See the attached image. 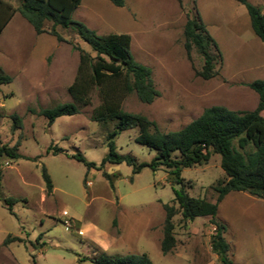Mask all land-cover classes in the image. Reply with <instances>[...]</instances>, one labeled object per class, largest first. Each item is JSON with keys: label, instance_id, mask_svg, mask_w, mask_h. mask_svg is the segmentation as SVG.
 <instances>
[{"label": "rangeland", "instance_id": "obj_1", "mask_svg": "<svg viewBox=\"0 0 264 264\" xmlns=\"http://www.w3.org/2000/svg\"><path fill=\"white\" fill-rule=\"evenodd\" d=\"M249 1L264 13L263 0ZM197 11L223 53L211 79L196 74L203 58L192 49L190 59L184 46L186 21ZM72 17L100 35H131V53L152 70L160 95L144 103L131 93L122 105L156 121L162 131L183 128L211 106L242 111L258 104L259 96L248 84L264 79V44L251 27L247 8L236 0H125L122 7L109 0H82ZM51 26L46 25L48 30ZM57 30L64 40L48 31L37 34L16 12L0 32V71L13 78L0 85V144H19L23 156L0 160V264H94L90 259L128 254H147L155 264H221L211 246L215 227L209 216L185 224L178 212L173 218L176 244L162 252L164 204L178 208L175 190L183 187L169 172L144 167L134 173L127 162L89 169L73 157L81 153L100 166L109 152L115 122L92 119L102 102L99 87L78 102L76 115L48 125L39 114L42 108L74 101L69 87L78 74L80 49L96 55L72 29ZM14 113L22 117L21 129L13 127ZM136 134V128L119 133L116 150L150 163L157 151L138 143ZM59 147L64 152L54 154ZM220 161L213 153L207 164L182 170L190 196L216 200L215 186L226 179ZM43 167L53 182L50 193ZM3 198L17 200L15 214ZM216 219L226 226L233 264H264V199L232 191L219 203ZM9 236L20 240L5 245Z\"/></svg>", "mask_w": 264, "mask_h": 264}, {"label": "trees", "instance_id": "obj_2", "mask_svg": "<svg viewBox=\"0 0 264 264\" xmlns=\"http://www.w3.org/2000/svg\"><path fill=\"white\" fill-rule=\"evenodd\" d=\"M14 6L10 0H0V32L11 21L16 12L33 26L37 34L50 32L59 41L64 40L57 27L72 29L95 52L80 49V64L75 81L70 85L72 102L59 103L55 106L42 108L39 114L44 116L48 125H52L58 117L76 115L80 112L78 102H85L91 91L97 86L100 89L101 104L94 109L92 119L99 123L115 122L114 130L109 134L107 156L100 166L88 161L83 154L73 157L91 168L100 169L106 162L119 164L127 162L134 166V173L144 167L153 171L165 170L175 181L183 183V187L175 190L174 205L164 204L166 217L164 221V237L161 250L167 254L176 244L173 218L181 212L182 221L187 224L197 217L209 216L215 230L211 238L212 249L221 264H233L228 255L229 244L224 237L226 226L216 219L219 203L232 191L247 192L252 196L264 199V79H255L249 87L254 90L259 101L253 110H232L226 106L215 105L206 108L203 113L179 130L162 131L157 122L147 116L131 113L123 108L126 95L135 93L140 101L152 103L159 95L152 70L138 62L131 53L132 37L126 33L98 34L85 23L74 20L73 12L82 0H17ZM122 7L125 0H109ZM243 4L250 15L251 27L264 44V13L263 9L249 0H236ZM51 23V29L46 25ZM184 46L191 59L192 49L203 58L201 69L196 74L204 79H211L218 74L216 65L223 62V53L216 39L212 36L199 11L189 16L184 27ZM11 75L0 71V85L11 83ZM13 127H23L22 117L11 115ZM136 128L135 140L149 148L155 149L157 155L150 163H138L136 158L121 155L116 150L114 138L124 130ZM19 144L9 146L0 144V160L6 156L18 160L23 156L18 151ZM51 148L48 149V151ZM64 152L56 148L54 154ZM213 153L221 157L220 166L226 179L215 186V201L190 196L184 189L181 172L184 168L207 164ZM114 186L112 177L104 173ZM47 191L53 190V182L46 167L42 169ZM2 169L0 165V190L2 185ZM11 214H15L13 205L15 198H3ZM19 237H7L8 245ZM94 264H155L147 254H128L117 256H101L90 259Z\"/></svg>", "mask_w": 264, "mask_h": 264}, {"label": "built area", "instance_id": "obj_3", "mask_svg": "<svg viewBox=\"0 0 264 264\" xmlns=\"http://www.w3.org/2000/svg\"><path fill=\"white\" fill-rule=\"evenodd\" d=\"M67 225H69V226H70V222H67Z\"/></svg>", "mask_w": 264, "mask_h": 264}, {"label": "crops", "instance_id": "obj_4", "mask_svg": "<svg viewBox=\"0 0 264 264\" xmlns=\"http://www.w3.org/2000/svg\"><path fill=\"white\" fill-rule=\"evenodd\" d=\"M264 1V0H263ZM263 5H264V2H263Z\"/></svg>", "mask_w": 264, "mask_h": 264}]
</instances>
